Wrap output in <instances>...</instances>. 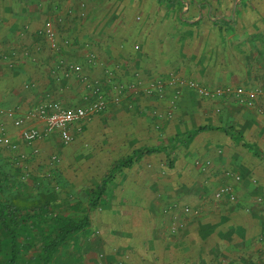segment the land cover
<instances>
[{"label": "rangeland", "instance_id": "1", "mask_svg": "<svg viewBox=\"0 0 264 264\" xmlns=\"http://www.w3.org/2000/svg\"><path fill=\"white\" fill-rule=\"evenodd\" d=\"M6 4L7 12L41 13L24 25L22 41L34 48L23 51L33 59L16 81L23 96L34 102L33 91L44 92L69 108L99 100L104 108L67 138L11 140L0 149V262L11 258L8 242L16 239L17 261L29 264L35 250L26 243L43 240L38 227L62 219L88 224L50 264H264V0ZM65 66L80 71L65 78ZM206 125L233 126L250 145L233 146L214 177L206 154L222 133L174 147ZM150 148L162 149L117 171L105 203L90 210L91 192L114 165ZM242 181L249 203L228 223L231 247L217 250L211 237L225 234L211 232V207L238 206ZM223 188L229 191L215 199ZM158 221L172 241L152 233ZM175 235L183 238L177 255Z\"/></svg>", "mask_w": 264, "mask_h": 264}, {"label": "crops", "instance_id": "2", "mask_svg": "<svg viewBox=\"0 0 264 264\" xmlns=\"http://www.w3.org/2000/svg\"><path fill=\"white\" fill-rule=\"evenodd\" d=\"M6 1L7 0H0V110L19 109L21 112H25L29 108L45 101L46 99V96H43L44 92L40 93V92L33 91V93L35 92L33 96L35 100L33 102V100L31 99L29 98L27 99V97L29 96H23L22 90L18 89L17 84H16L17 79L20 77L19 75L21 76L23 74L25 75L24 63L27 61L30 62V60L33 59V57L32 58L29 57L30 58L29 59L28 56L23 53V51H28V49L31 50V52H33V48H34L32 45V42L24 43V41H22L26 33L25 32L26 30H24V25L30 22L31 24L35 23V19L37 15L41 13L39 12H7L8 10H7ZM20 2L23 3V0H20ZM21 10H23V7H21ZM45 17H46V14L44 15L43 19ZM6 20H7V25L5 23ZM65 33L68 34V36L70 34V32L68 31L64 32L63 34ZM22 42L24 44H22ZM34 75L35 74H31V76H34ZM36 78L37 77L31 78V79L36 80ZM41 78H42L41 76L38 77V79H41ZM0 124L5 128V131L11 137V140L14 143L24 144L22 141L18 139L17 131L13 128L10 120H7L6 118L0 115ZM208 131L218 132V134L222 133L221 137H218V138L214 137L213 140H211V153L208 152V155L206 154V156L211 158V161L213 162V168H211V177H214L217 171H221V168L228 166L227 162L231 157L227 158L228 156L226 154L233 152L232 150L233 146L240 145L241 148L242 147L250 148V145L248 143H245L243 141V138H242V141L236 142L231 135L226 134L222 131H215V130H208ZM51 136L47 138H50ZM177 142L174 143V147L180 144ZM188 144L186 146L182 144L180 145L187 147ZM245 144H247L248 146ZM218 148L222 149L223 151L222 155L216 154V150ZM158 149H162V148H158ZM234 154L232 156H234ZM237 168L239 169V166ZM214 180L215 179H212L211 182L212 183L215 182L214 184L216 185V181ZM244 182L245 181H242V184H240L236 188V191L239 194V205L238 206L220 204L219 206L213 205L211 207V232L214 231V229H216V230H220V234L222 235L225 234L223 237H219L218 236L219 234L216 236V238H213V236L211 237L212 241H215L216 243L215 247L217 248L215 249L217 250H222L225 247L226 248L231 247L229 246V243L233 240L232 239L233 237H232V234L230 233V230L228 229V223L231 222L230 220L232 219L235 220L236 215L239 213L238 211L241 208H243V206H246L249 203L248 199L243 197V192H244V187H245L244 185H246ZM220 217L222 218L221 220H220ZM152 221L154 222V220ZM152 225L154 227L157 226L155 230L152 231V233H158L160 230L161 234H159L160 237L158 236L159 237L158 241L160 242L163 241L162 243H167L166 242L167 240L168 242L172 241L173 237H168L166 235L167 231L163 230L164 227L163 229L161 228V222L158 221V223H155ZM246 232H248V230H246ZM186 233L189 234L190 231L186 230ZM162 235L165 236L166 238H164ZM174 237H175L174 239H176L174 240L175 254L177 255L178 251L181 252L183 250V238L179 239L178 235H175ZM236 238L241 240L240 237L239 238L236 237Z\"/></svg>", "mask_w": 264, "mask_h": 264}, {"label": "built area", "instance_id": "3", "mask_svg": "<svg viewBox=\"0 0 264 264\" xmlns=\"http://www.w3.org/2000/svg\"><path fill=\"white\" fill-rule=\"evenodd\" d=\"M45 34L51 41L54 40V31L49 22L45 24ZM53 46L56 47L55 44ZM77 71H80L79 66H65L60 70L65 78ZM103 108V102L99 100L91 101L86 106L69 108L59 102L47 99L25 112H21L19 109H2L0 115L11 121L20 141L25 144H33L51 135H61L67 138L66 134L75 126L87 120L89 115L102 111ZM10 142L11 137L0 124V149ZM236 179L239 181L238 177ZM227 191H229L228 188L216 191L214 198L221 200L224 192Z\"/></svg>", "mask_w": 264, "mask_h": 264}, {"label": "trees", "instance_id": "4", "mask_svg": "<svg viewBox=\"0 0 264 264\" xmlns=\"http://www.w3.org/2000/svg\"><path fill=\"white\" fill-rule=\"evenodd\" d=\"M208 130L222 131L226 134L231 135L236 142L242 141V137L234 131L232 127L222 128L217 126H202L192 132H190L186 138L179 140L177 143H180L186 146L190 143L198 134ZM247 145V144H245ZM248 146V145H247ZM158 148L142 149L134 153L132 156L116 163L114 167L105 175L100 183L98 184L95 191L91 192L92 197L89 201V209H95L99 205L105 203V192L108 184L114 179V175L117 171L122 170L123 168H130L133 164L141 161L145 155H150L155 152H160ZM88 223L86 221L75 223L72 220L63 221L62 219H56L52 223H47L44 226H39L38 233L42 235V239L36 240L34 244L32 242L26 243L29 250L34 249L35 254L31 256L30 259L25 260L29 264H50L51 259L54 254L63 246L65 242H68L71 238L74 237L78 232L84 229ZM8 245L11 248L12 256L5 262H0V264H21L17 261L18 250L16 249V239H12L8 242ZM23 264V263H22Z\"/></svg>", "mask_w": 264, "mask_h": 264}]
</instances>
